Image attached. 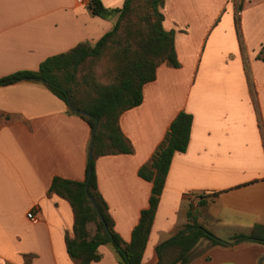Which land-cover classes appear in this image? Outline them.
<instances>
[{"label": "crops", "instance_id": "1", "mask_svg": "<svg viewBox=\"0 0 264 264\" xmlns=\"http://www.w3.org/2000/svg\"><path fill=\"white\" fill-rule=\"evenodd\" d=\"M91 1L0 0V80L110 32L118 16L93 15ZM163 14L180 66L160 65L141 105L120 117L133 152L96 159L98 192L130 243L152 194L139 170L178 114H191L190 143L173 158L141 264L159 263L158 247L185 228L192 204L230 244L201 240L189 264H264V244L231 241L264 223V0H166ZM91 139L90 125L43 83L0 86V264H79L67 249L73 208L50 188L57 177L86 180ZM98 251L92 264H120L111 245Z\"/></svg>", "mask_w": 264, "mask_h": 264}, {"label": "trees", "instance_id": "2", "mask_svg": "<svg viewBox=\"0 0 264 264\" xmlns=\"http://www.w3.org/2000/svg\"><path fill=\"white\" fill-rule=\"evenodd\" d=\"M165 2L124 0L121 8L109 9L101 0H92L93 15L104 19L118 16L110 32L94 45L83 42L68 52L47 58L37 71H21L0 80V86L22 80L41 82L64 103L68 105L70 101L76 110L89 114L81 115L71 109L90 125L92 133L98 121L94 155L89 159L86 180L75 182L57 177L50 188L73 208L74 237L67 239V249L79 264L100 261L102 256L98 249L108 244L118 254L120 264H141L173 158L176 153H185L190 143L193 116L181 112L171 123L151 162L139 170V176L152 183V194L148 208L142 211L133 230L131 242L125 243L115 232L107 205L98 192L95 161L104 155L133 152L121 130L120 117L141 105L144 86L156 80L160 65L180 66L174 33L163 27ZM105 62L110 65L105 71L107 82L102 81L100 73L105 70ZM87 182L88 192L85 190ZM89 196L95 200L101 216ZM206 203L201 200L199 205ZM92 223L96 226L93 236L88 230ZM245 239L264 244V223L256 224L248 233L235 234L231 241ZM201 240L213 246L224 245L198 220L192 204L185 228L158 247V264H189L192 251Z\"/></svg>", "mask_w": 264, "mask_h": 264}, {"label": "water", "instance_id": "3", "mask_svg": "<svg viewBox=\"0 0 264 264\" xmlns=\"http://www.w3.org/2000/svg\"><path fill=\"white\" fill-rule=\"evenodd\" d=\"M68 106H69L70 109H72V110H74V111L80 113L81 115H89V114H87L85 111L76 110V109L73 107V105H72V103H71L70 101L68 102ZM96 123H97V125H96L95 130H94L93 133H92V139H91V143H90V159H92V158H93V155H94L95 135H96V131H97V128H98V121H96ZM90 175H91V172H90L89 176H90ZM85 190L88 192V190H89V182L86 183V185H85ZM89 199H90V201L92 202L93 206H94V207L96 208V210L98 211L99 215L101 216L100 210H99V208H98V206H97L95 200H94L91 196H89ZM247 241H252V239H245V240L239 241V242H237V243H240V242H247ZM222 243H224V244H230V243H227V242H224V241H222ZM261 264H263V260H262Z\"/></svg>", "mask_w": 264, "mask_h": 264}, {"label": "built area", "instance_id": "4", "mask_svg": "<svg viewBox=\"0 0 264 264\" xmlns=\"http://www.w3.org/2000/svg\"><path fill=\"white\" fill-rule=\"evenodd\" d=\"M79 3H82L84 0H77ZM28 219L32 221L33 223H36L38 221L37 216L34 214V212H29L27 215Z\"/></svg>", "mask_w": 264, "mask_h": 264}, {"label": "rangeland", "instance_id": "5", "mask_svg": "<svg viewBox=\"0 0 264 264\" xmlns=\"http://www.w3.org/2000/svg\"><path fill=\"white\" fill-rule=\"evenodd\" d=\"M103 66L105 67V70L103 68V70H100V73L102 74V81L107 82L109 79L107 78L105 71H108L107 69L109 68L110 65H109V63L105 62Z\"/></svg>", "mask_w": 264, "mask_h": 264}]
</instances>
